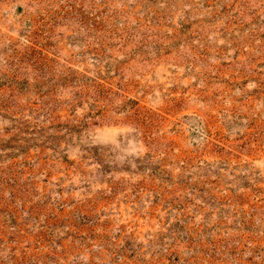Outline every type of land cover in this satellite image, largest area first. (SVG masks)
Wrapping results in <instances>:
<instances>
[{"label": "rangeland", "instance_id": "1", "mask_svg": "<svg viewBox=\"0 0 264 264\" xmlns=\"http://www.w3.org/2000/svg\"><path fill=\"white\" fill-rule=\"evenodd\" d=\"M0 264H264V0H0Z\"/></svg>", "mask_w": 264, "mask_h": 264}]
</instances>
